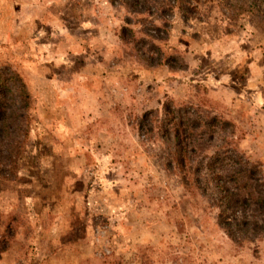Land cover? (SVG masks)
Masks as SVG:
<instances>
[{"label": "rangeland", "instance_id": "obj_1", "mask_svg": "<svg viewBox=\"0 0 264 264\" xmlns=\"http://www.w3.org/2000/svg\"><path fill=\"white\" fill-rule=\"evenodd\" d=\"M131 1L0 0V264H264L211 188L264 183V0Z\"/></svg>", "mask_w": 264, "mask_h": 264}, {"label": "trees", "instance_id": "obj_2", "mask_svg": "<svg viewBox=\"0 0 264 264\" xmlns=\"http://www.w3.org/2000/svg\"><path fill=\"white\" fill-rule=\"evenodd\" d=\"M127 2V1H126ZM128 3V2H127ZM138 4V1L132 0L129 5L133 6ZM24 85L20 89H23ZM7 89L6 81L0 76V128L1 131L7 127L2 123L5 117V105L3 103V97L1 93ZM24 90H22V93ZM25 92L23 93V95ZM24 103L22 102V106ZM218 120V119H217ZM174 121V117H171V122ZM190 119L186 118V124H190ZM216 118L212 117L208 119V123L215 125ZM222 122V121H221ZM220 124V123H218ZM223 124V123H221ZM176 128H179L176 123ZM174 131H179L175 129ZM4 132V131H3ZM4 134H7L5 131ZM192 131L189 130V137H191ZM2 135V134H1ZM187 135V136H188ZM179 133L174 132L173 138H178ZM177 141V140H176ZM182 141V140H181ZM2 142V141H1ZM178 142V141H177ZM220 157V153L214 157V162L221 158V160L227 157ZM229 156V155H228ZM232 168L228 173H219L212 177V187L215 204L218 207L217 222L223 228L224 232L233 240L238 241L242 236H246L248 232L254 229L261 228L264 224V183L256 175V171L253 167H243L240 163L234 162ZM245 204L254 206V212L247 215L245 212ZM256 231V230H254ZM244 238V237H243Z\"/></svg>", "mask_w": 264, "mask_h": 264}]
</instances>
